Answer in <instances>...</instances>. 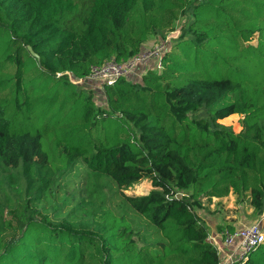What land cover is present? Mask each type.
<instances>
[{"label":"trees","instance_id":"trees-1","mask_svg":"<svg viewBox=\"0 0 264 264\" xmlns=\"http://www.w3.org/2000/svg\"><path fill=\"white\" fill-rule=\"evenodd\" d=\"M185 14L160 70L104 85V106L68 79ZM0 171V264H218L201 199L264 210V0H0ZM137 179L148 194L106 204Z\"/></svg>","mask_w":264,"mask_h":264},{"label":"rangeland","instance_id":"rangeland-1","mask_svg":"<svg viewBox=\"0 0 264 264\" xmlns=\"http://www.w3.org/2000/svg\"><path fill=\"white\" fill-rule=\"evenodd\" d=\"M189 19L190 17L188 16V14H185L180 19L174 22V25L171 29L154 36H149L148 39L144 42L140 53L147 50H152L155 47H163V44H166L167 46L170 40L176 38L180 34L181 30L187 25V21ZM149 65L152 70H156L157 60L154 59L149 61L145 64V67ZM145 67H143L142 64H137L135 69L136 71L131 72L125 78H129V80L132 79L133 83H138V77L134 76L133 73L140 74L144 71H147ZM98 85H100L99 81H93L88 85H82L81 88L91 93V96L96 105L104 106L105 98L102 94L103 91H100L97 88ZM187 116L188 118L194 120L204 119L209 121V114L207 110L203 108L190 112L187 114ZM241 120L242 117L236 115L235 119H230L229 116L217 121V123L231 128L234 133H238L241 130ZM0 173L1 175H3L1 171ZM5 181L7 183V180ZM11 182L12 181L8 182V185L6 187L4 184H1L0 192H9V188L12 185ZM151 189V183L146 179L127 180L123 183H120L119 185L108 182L107 187L104 190L108 200L106 204L111 208H117V204L120 202L119 192H122L126 196H145ZM178 195L187 196V193L179 191ZM196 212L207 225L209 232L208 234H211V232H214L215 234L223 233L225 231H228L227 229L230 226L236 227L235 229L249 226L255 223L264 214V210L259 216L253 211L252 207L249 205V201L246 195L238 199L231 194L222 199H201V209H196Z\"/></svg>","mask_w":264,"mask_h":264},{"label":"built area","instance_id":"built-area-1","mask_svg":"<svg viewBox=\"0 0 264 264\" xmlns=\"http://www.w3.org/2000/svg\"><path fill=\"white\" fill-rule=\"evenodd\" d=\"M174 39V38H173ZM166 44L163 47H155L152 50L142 52L125 62H117L114 59L105 61L98 67H92L89 74L78 80H72L69 73V80L73 84L88 85L93 81H99L98 89L103 91L104 85H112L118 78L127 77L134 72L137 64H145L151 60H157V71L160 70V61ZM147 70L152 69L149 66ZM154 70V69H153ZM141 74H139V78ZM207 241L211 243L218 254V264H245L250 254L255 252L264 243V214L255 223L232 232L223 233L211 232Z\"/></svg>","mask_w":264,"mask_h":264},{"label":"crops","instance_id":"crops-1","mask_svg":"<svg viewBox=\"0 0 264 264\" xmlns=\"http://www.w3.org/2000/svg\"><path fill=\"white\" fill-rule=\"evenodd\" d=\"M135 71H136V70H135ZM140 74H142V73H140ZM133 75L136 76V77H138V80L140 79L138 73H137V74H136V73H133ZM134 78H135V77H134ZM130 81H132V79H130ZM136 81H137V80H136Z\"/></svg>","mask_w":264,"mask_h":264}]
</instances>
